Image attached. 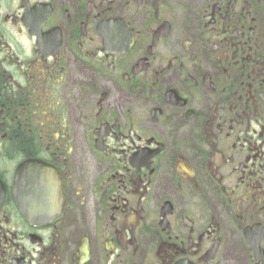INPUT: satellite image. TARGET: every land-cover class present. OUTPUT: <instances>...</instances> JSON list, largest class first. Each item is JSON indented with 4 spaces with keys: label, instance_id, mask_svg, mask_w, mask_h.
Returning <instances> with one entry per match:
<instances>
[{
    "label": "flooded vegetation",
    "instance_id": "obj_1",
    "mask_svg": "<svg viewBox=\"0 0 264 264\" xmlns=\"http://www.w3.org/2000/svg\"><path fill=\"white\" fill-rule=\"evenodd\" d=\"M0 185V264H264V0H0Z\"/></svg>",
    "mask_w": 264,
    "mask_h": 264
},
{
    "label": "water",
    "instance_id": "obj_2",
    "mask_svg": "<svg viewBox=\"0 0 264 264\" xmlns=\"http://www.w3.org/2000/svg\"><path fill=\"white\" fill-rule=\"evenodd\" d=\"M41 171V170H40ZM22 173L21 171L19 172V174ZM41 173V172H40ZM19 206L21 207V209H23V206L26 207H33L34 209H39V206L37 204V201H34V202H29V203H25L23 201H21L19 199V202H18Z\"/></svg>",
    "mask_w": 264,
    "mask_h": 264
}]
</instances>
